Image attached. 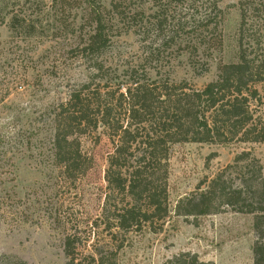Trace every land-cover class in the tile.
I'll list each match as a JSON object with an SVG mask.
<instances>
[{
    "label": "rangeland",
    "instance_id": "374dc122",
    "mask_svg": "<svg viewBox=\"0 0 264 264\" xmlns=\"http://www.w3.org/2000/svg\"><path fill=\"white\" fill-rule=\"evenodd\" d=\"M144 1L147 15L153 14L156 9L151 0ZM240 2L222 1L217 33L197 57H190L188 51L177 55L174 45L164 50L161 59L169 63L161 73L201 88L217 77L222 64L238 61ZM109 3L0 0V264H14L17 259L28 264H66L68 234L77 237L81 264H101L100 252L106 256L104 264H164L181 252L195 253L209 264H253L252 214L228 208L217 214L186 217L178 215L175 207L201 180L213 177L243 150L252 151L264 166V143L173 144L169 158L170 214L164 226L118 231L116 237L103 227L91 228L101 215L106 193L104 175L112 148L106 131L100 127L82 137L83 150L92 164L75 185L55 164L53 110L68 99L75 86L92 80L95 71L90 62L100 57L104 74L115 78L142 61L145 46L160 36L151 31L144 43L128 22L114 21L113 13L106 9H110ZM97 7L114 28L102 53L86 61L78 46L95 29ZM26 9L38 17V35L26 37L6 25L13 10ZM203 11L194 2L190 9L172 6L170 12L172 16H187ZM260 29L264 33V22ZM167 30L165 34L170 32ZM205 62L209 69L200 74ZM93 79L97 83L100 77Z\"/></svg>",
    "mask_w": 264,
    "mask_h": 264
},
{
    "label": "trees",
    "instance_id": "16d2710c",
    "mask_svg": "<svg viewBox=\"0 0 264 264\" xmlns=\"http://www.w3.org/2000/svg\"><path fill=\"white\" fill-rule=\"evenodd\" d=\"M222 1L151 0L156 11L147 15L144 0H110V9H106L113 13L114 21L128 22L141 41H149L151 31L160 36L148 42L151 46L145 44L142 61L115 78L106 76L100 57L95 58L90 62L95 71L92 80L75 86L68 99L53 110L52 154L73 185L92 164L83 150L82 137L101 127L112 143L104 175L105 199L91 228L103 227L113 237L118 231L145 226L162 229L170 214L173 144L264 143V33L260 29L264 0H241L238 61L222 64L214 80L199 88L161 73L169 63L162 61L161 53L172 45L179 56L189 52L190 57H197L201 47L210 44L220 23L216 18ZM194 2L204 8L203 13L171 15L172 6L190 9ZM101 11L96 8L95 29L84 46H78L86 61L102 53L114 28ZM34 14L28 9L13 10L6 25L26 37L38 35L40 23ZM165 30L170 32L165 34ZM208 66L205 62L200 74ZM95 77H100L99 82ZM228 208L254 216L253 264H264V166L250 150L240 152L213 177L201 180L195 191L178 201L175 211L198 217ZM77 241L73 234L65 236L66 264H81ZM100 253L104 264L106 256ZM91 260L95 262V257ZM14 264L28 263L17 259ZM164 264L209 263L195 253L181 252Z\"/></svg>",
    "mask_w": 264,
    "mask_h": 264
}]
</instances>
